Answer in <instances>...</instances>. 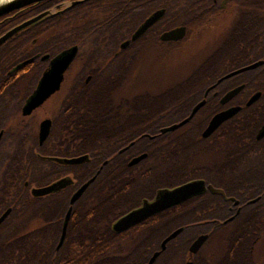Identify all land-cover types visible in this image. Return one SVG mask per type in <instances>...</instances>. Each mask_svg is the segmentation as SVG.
<instances>
[{"label": "flooded vegetation", "instance_id": "obj_1", "mask_svg": "<svg viewBox=\"0 0 264 264\" xmlns=\"http://www.w3.org/2000/svg\"><path fill=\"white\" fill-rule=\"evenodd\" d=\"M159 11H164L163 17L134 41L141 26ZM39 17L0 48V264H86L84 258H70L68 249L84 247L86 219L94 213L85 195L97 179L74 204L72 199L91 180L85 178V166L93 161L86 146L96 138L106 139L109 149L97 174L112 166L110 200L129 199L133 169L145 176L150 169L145 150H158L163 163L177 158L175 170H188L189 182L204 183L205 191L195 196L197 206L222 218L201 223L208 241L215 231L224 236L221 258L202 254L193 259L207 241L196 255L191 254V245L190 256L184 259L176 244L173 255L159 257L155 264H264V226H247L250 221L244 224L243 217L257 215L258 203L264 201V136L259 138L264 132V0H41L1 17L0 39ZM178 30H184L182 38H164ZM74 48L77 53L59 89L25 114L45 74ZM152 53L157 54V63H152ZM182 55L190 64L174 70L171 63ZM157 71L160 78L173 76L166 82L163 78L150 82V74ZM234 73L238 74L226 78ZM237 89L240 92L224 103ZM92 92L98 98H88ZM201 104L189 122L178 126ZM233 108L241 110L204 137L213 119ZM236 118L253 119L254 131L239 132L238 155L231 156L235 137L227 123ZM46 121L51 129L42 141ZM174 126L178 128L168 130ZM183 147L190 152L185 168L180 158ZM145 154V160L131 166ZM85 156L83 163H65ZM179 173L163 172V178ZM145 181L132 211L154 201L161 190L175 189H159L150 199L145 197ZM58 183L61 186L50 194L35 193ZM96 191L98 201L101 186ZM210 201L215 203L203 204ZM182 204L173 207L177 218ZM170 209L157 214L162 226ZM251 231L260 235L245 245V263L235 256L242 250L244 234Z\"/></svg>", "mask_w": 264, "mask_h": 264}, {"label": "trees", "instance_id": "obj_2", "mask_svg": "<svg viewBox=\"0 0 264 264\" xmlns=\"http://www.w3.org/2000/svg\"><path fill=\"white\" fill-rule=\"evenodd\" d=\"M93 97L98 98V95L92 92L88 98ZM227 124L229 125V131L232 132L233 137H235L233 139L234 142L231 144L232 148L234 147V149L231 150V156H237V148L239 146L237 142V135L239 136V132L243 130L254 131V120H238V118H236L234 120H230ZM94 141H97V143L94 144ZM98 141L101 142V148ZM106 144V139L96 138L92 139V143H88L86 146V153L93 158V161L85 166V178L88 180L97 175V180L91 185L90 190H88L85 195L87 207L89 209H94V213L91 217H87L86 219L84 247L80 249L70 246L68 249L69 257L76 259L84 258L87 260L86 264H97L88 261L93 259H106L107 262H102L101 264H116L112 261H108L110 259H135L137 262H134L133 264H145V261L151 259L157 252H161L160 257L167 254L173 255L174 251L172 250V247L176 244H180V257L184 259L190 256V246L200 235L204 233L202 232L203 225H201V223L212 220H222V218L212 216L210 214L212 213L210 209H208V213H205V211L202 210L203 207H198L201 204L197 206V197H193L189 201L182 204V213L180 218H177L174 215V210H176V208L170 209L169 212L166 213V222L164 226L159 223V215H156L147 219L144 224L141 223L122 233H117L113 229L114 223L137 207L136 202L142 197L141 187L142 184H144V180H146L145 186L147 187V189H145V197L153 199L159 189L176 188L189 182L191 180L189 171L182 170V172L179 173V171L175 170L177 167L176 164H178L177 158L175 160L167 159V161L163 163L160 159L162 153L158 152V150L151 152L146 149L145 152L149 153V157L145 163L149 164L150 169L147 173H145V176L139 169H133V188L128 196L129 199H124L123 201L117 203L116 201L109 199L112 166L108 165L104 167L102 171L97 174L99 166L109 158V149ZM166 155L169 157L171 154L166 151ZM189 155V150L184 149L183 147L180 155V158L182 159V168H185L187 164L189 165ZM163 172H178L179 174L172 178H163ZM261 177L264 178V175ZM98 186H101L102 193L100 195V199L97 201L95 197L98 194L96 191V187ZM213 203L215 202L210 201L207 202V204H203L212 205ZM90 205L94 206L91 208ZM258 205L260 210L257 215L253 214L252 217H249V215L243 216L244 224L245 221H250L247 223V226L256 227L258 224L264 226V201L258 203ZM214 225L219 227L223 226L221 223H215ZM180 228L184 229L183 232L176 240L169 243L166 251H162V241L175 230ZM219 234L221 235V232L215 231L210 233V239L206 246L198 255L194 256L193 259L202 256V252L212 242L213 238ZM259 235L260 233H254L253 231H251V233H245L244 238L240 243H243L244 247L245 245L251 243ZM73 236V232L68 234L69 242H71V238ZM243 247L240 253L235 257L242 258L243 262L246 263V259H248L246 252L247 246H245V248ZM220 256L222 255L219 254L217 257Z\"/></svg>", "mask_w": 264, "mask_h": 264}, {"label": "water", "instance_id": "obj_3", "mask_svg": "<svg viewBox=\"0 0 264 264\" xmlns=\"http://www.w3.org/2000/svg\"><path fill=\"white\" fill-rule=\"evenodd\" d=\"M36 1H41V0H10V1H7L5 3H1L0 4V18L3 17L4 15L14 11V10H17L19 8L27 6L31 3L36 2ZM163 15H164V11H159L155 15H153V17H151L146 24L144 23L141 26V28L135 34L133 40L136 41L139 38H141V36H143L145 34V32L154 23H156L160 18H162ZM40 18L41 17H39L35 20H32L30 22H27V23L23 24L22 26H20V27L14 29L13 31L9 32L5 36H3L0 39V48L10 38H12L16 33L27 28L28 26L32 25L33 23L37 22ZM183 36H184V30H181V31L178 30L177 32L175 31L171 34H168V36H165L164 38H166L167 40L168 39H178V38H182ZM76 53H77L76 48L66 52V54L61 56L60 59H58L56 61V63L53 66V69L50 72L45 74L37 92L30 99L29 103L25 107V110H24L25 114H31L35 109L40 107L47 100V98H49V96H51V94H53L55 91H57L59 89L60 84H61L62 79H63V74L67 70V68L69 67V65H70L72 59L75 57ZM251 68H253V67H251ZM235 74H238V73L231 74V75L227 76L226 78H229ZM240 90L241 89H237V90L231 92L229 95H227L224 99V103L230 101L234 96H236L240 92ZM255 101H256V97L252 98L251 101L248 103V106H251ZM203 104H201L194 111V113L191 115V117L189 119L182 122L178 126H182V125L186 124L187 122H189L190 119H192V117L194 116L195 112L201 106H203ZM240 110H241V108H233V109H230L226 112H223V113L217 115L213 119V121L211 122L207 131L205 132L204 137L210 136L217 128H219V126H221L224 122H226L227 120H229L230 118L235 116ZM178 126H174L168 130H175L178 128ZM50 129H51V122L46 121L42 124V132H41L42 141H44L47 138V136L49 135ZM263 136H264V132H262V134L260 135L259 138H262ZM147 157H148V155L145 154V155H142V156L136 158L135 160H133L131 162V166H135V165L139 164L140 162L145 160ZM86 160H88L87 156L79 158V159H75V160H68V161H65V163L70 164V165H77L79 163L85 162ZM96 178L97 177H94L93 179H91L86 185H84L76 193V195L72 199V204H74L87 191L89 186L96 180ZM61 184L62 183L55 184L49 188H46L43 190H38L35 193L38 196H44V195L50 194V193L56 191L57 188L59 186H61ZM210 189L212 192L218 193V190H216L215 188L210 187ZM204 191H205L204 183L200 182V181L189 182V183L181 185L175 189L161 190L158 193V196L154 201L145 202V205L143 207H141L137 210H134L131 213L124 216L123 218H121L114 225V231L117 233L125 232V231L131 229L132 227L139 225L140 223L146 221L147 219H149V218H151V217H153V216H155V215H157V214H159L165 210H168V209L173 208L177 205H180V204L190 200L191 198L202 194ZM71 211L66 218L64 231H63L62 239H61V245L64 243L66 235H67V228H68V222H69L70 216H71ZM183 230H184L183 228H180V229L176 230L175 232H173L163 242L162 251H165L167 248V244L170 241L176 239L183 232ZM208 238H209L208 235L200 236L192 244V246L190 248L191 254L196 255L201 250V248L206 244V242L208 241ZM160 255H161V252L155 253L154 256L150 259V262L148 264H155L157 259L160 257ZM189 264H193V263H189Z\"/></svg>", "mask_w": 264, "mask_h": 264}, {"label": "rangeland", "instance_id": "obj_4", "mask_svg": "<svg viewBox=\"0 0 264 264\" xmlns=\"http://www.w3.org/2000/svg\"><path fill=\"white\" fill-rule=\"evenodd\" d=\"M152 57V63H157L158 62V58H157V54L155 53H152L150 54ZM185 56L186 55H182V58H180L179 61H177L176 64L174 63H171V66H176L174 68V70H176V68L180 67V66H187L189 65L190 63L187 61V59H185ZM143 66H145V63L143 64ZM177 68V69H178ZM150 71V69H149ZM171 72H174L173 70ZM169 75H166L165 74V78H162L164 79V81L166 82L167 80H170L171 79V76H173L171 73H168ZM149 78V77H148ZM162 78L158 77V71L155 72V73H151L150 74V82H158V81H162ZM224 248H225V242H224V236H221V235H218V236H215V238H213L212 242L206 247V249L203 251V256L202 257H209V258H221L224 254ZM219 254H221L222 256L220 257H217L219 256Z\"/></svg>", "mask_w": 264, "mask_h": 264}, {"label": "bare ground", "instance_id": "obj_5", "mask_svg": "<svg viewBox=\"0 0 264 264\" xmlns=\"http://www.w3.org/2000/svg\"><path fill=\"white\" fill-rule=\"evenodd\" d=\"M7 1H10V0H0V4H1V3H5V2H7Z\"/></svg>", "mask_w": 264, "mask_h": 264}]
</instances>
